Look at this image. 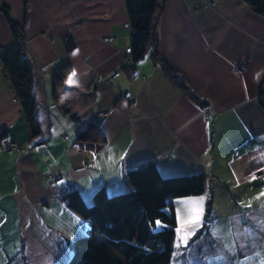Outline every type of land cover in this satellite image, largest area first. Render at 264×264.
Returning a JSON list of instances; mask_svg holds the SVG:
<instances>
[{"label": "crops", "instance_id": "crops-1", "mask_svg": "<svg viewBox=\"0 0 264 264\" xmlns=\"http://www.w3.org/2000/svg\"><path fill=\"white\" fill-rule=\"evenodd\" d=\"M0 5L21 26L37 70L30 135L0 64V131L6 130L4 140L21 145L0 149V264L65 263L70 243L87 225L60 200V191L74 187L90 203L98 187L107 193L127 189L125 172L145 160L162 176L201 172L208 184L207 193L184 197L198 213L187 223L196 228L174 244L172 264L199 254L198 243L211 234L213 216L196 233L204 198L210 197L212 214L215 191L241 185L264 190V113L256 100L264 77V26L244 2L164 0L156 17L161 58L208 101L210 117L149 56L126 68L131 33L123 25V0H0ZM66 40L73 44L69 51ZM11 44L0 12V49ZM63 59L70 73L52 98L50 67ZM242 59L244 69H236ZM64 109L81 121L70 120ZM89 121L105 137L100 148L74 140ZM47 173L56 178L46 179Z\"/></svg>", "mask_w": 264, "mask_h": 264}, {"label": "trees", "instance_id": "trees-1", "mask_svg": "<svg viewBox=\"0 0 264 264\" xmlns=\"http://www.w3.org/2000/svg\"><path fill=\"white\" fill-rule=\"evenodd\" d=\"M241 1L251 12L260 16L264 26V0ZM163 2L123 0L128 23L126 28L131 33L126 68L145 55L149 56L153 64L160 66L163 75L210 117L205 108L208 101L194 92L183 75L170 69L161 58L155 21ZM0 12L12 38L9 47L0 49L1 69L8 78L29 134L32 135L36 121L33 94L37 80L36 66L28 56L21 26L13 20L5 6L0 5ZM64 46L69 51L73 44L66 40ZM69 73L70 65L66 59L50 67L52 98L56 97ZM256 100L264 113V77L258 84ZM63 113L75 123L81 121L77 114L70 113L68 109H64ZM5 136L6 130L3 129L0 131V143ZM74 140L79 145L93 148H100L105 143V137L94 121H89L85 129L74 136ZM0 149L11 148L0 146ZM51 175L54 180L55 175ZM124 180L127 189L107 193L103 187H98L90 203H86L71 186L59 193L60 200L84 219L87 225L85 233L70 243L71 255L63 264H172L177 235L173 199L205 193L208 184L204 173L162 176L152 161L145 160L129 168ZM211 218L208 196L196 233L203 232Z\"/></svg>", "mask_w": 264, "mask_h": 264}, {"label": "rangeland", "instance_id": "rangeland-1", "mask_svg": "<svg viewBox=\"0 0 264 264\" xmlns=\"http://www.w3.org/2000/svg\"><path fill=\"white\" fill-rule=\"evenodd\" d=\"M241 61L240 69H244L243 59L235 66L240 65ZM131 105L127 100L126 108L129 109ZM62 135L69 137L70 134L63 132ZM177 201L175 243L178 244L184 241L186 234H193L196 226L187 223L195 219L198 213L195 209L191 210L184 197L173 199V205ZM212 216L210 236L198 243L200 253L185 257L183 264H264V190H250L241 185L231 190L215 191ZM192 249L195 250L194 245ZM174 264L180 262L175 261Z\"/></svg>", "mask_w": 264, "mask_h": 264}, {"label": "built area", "instance_id": "built-area-1", "mask_svg": "<svg viewBox=\"0 0 264 264\" xmlns=\"http://www.w3.org/2000/svg\"><path fill=\"white\" fill-rule=\"evenodd\" d=\"M125 27H128V23L127 22H124V24H123ZM242 61H241V64L239 65H237V66H235V68L236 69H240V67L242 66ZM129 102V101H128ZM202 113H203V115L206 117V112L205 111H202ZM0 146L2 147V148H13V149H19V145L18 144H16L15 142H13V141H9V140H4V141H2L1 143H0ZM259 175H261V171L260 172H257L256 173V176H259ZM44 177L46 178V179H51L52 178V175L50 174V173H48V174H45L44 175ZM52 180V179H51ZM61 192V191H60Z\"/></svg>", "mask_w": 264, "mask_h": 264}, {"label": "snow or ice", "instance_id": "snow-or-ice-1", "mask_svg": "<svg viewBox=\"0 0 264 264\" xmlns=\"http://www.w3.org/2000/svg\"><path fill=\"white\" fill-rule=\"evenodd\" d=\"M74 75V74H73Z\"/></svg>", "mask_w": 264, "mask_h": 264}]
</instances>
